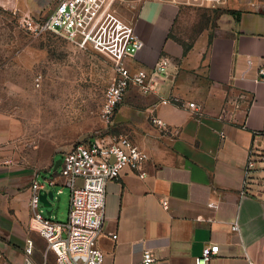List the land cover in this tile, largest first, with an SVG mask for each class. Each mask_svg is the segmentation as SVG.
<instances>
[{
	"label": "crops",
	"instance_id": "crops-1",
	"mask_svg": "<svg viewBox=\"0 0 264 264\" xmlns=\"http://www.w3.org/2000/svg\"><path fill=\"white\" fill-rule=\"evenodd\" d=\"M57 2L0 0V8L39 16ZM221 6L227 12L216 26L189 41L173 35L178 0H143L130 17L145 43L133 64L151 68L166 58L169 66L160 93L132 89L113 120L147 159L144 177L125 168L107 184L98 239L104 264H197L195 258L212 243L220 250L208 264H264V202L241 193L249 147L264 138V78L258 73L264 68V0H222ZM172 96L184 104L161 103ZM188 102L200 104L202 113ZM152 115L165 125L153 124ZM28 135L23 119L0 99V248L16 264L18 251L24 253L33 239L25 240V233L35 231L32 184L63 193L55 172L64 153L50 162L42 150L47 138ZM45 173L49 178L40 182ZM69 211L70 201L66 220ZM14 226L21 241L11 236ZM145 250L155 261L144 263Z\"/></svg>",
	"mask_w": 264,
	"mask_h": 264
},
{
	"label": "built area",
	"instance_id": "built-area-1",
	"mask_svg": "<svg viewBox=\"0 0 264 264\" xmlns=\"http://www.w3.org/2000/svg\"><path fill=\"white\" fill-rule=\"evenodd\" d=\"M19 24L28 34L62 35L78 48L91 49L112 61L116 79L106 90L102 105V117L107 123L113 121L119 105L132 89L145 96L160 93L169 60L162 58L151 68L133 64L145 43L133 24L113 8L112 0H58L48 14L22 15ZM258 73L264 78V68ZM161 103L184 104L177 96L162 98ZM188 108L199 114L203 109L196 102H188ZM151 121L157 126L165 125L157 115H152ZM61 159L55 174L61 180V187L70 189L68 219L59 222L42 214L39 190L44 187L35 181L30 201L33 228L46 240L48 250L55 253L56 264H104L105 252L99 247L98 239L106 218L107 184L119 179L125 168L137 170L144 177L142 165L147 156L128 135L120 134L99 135L79 142L64 152ZM49 182L54 184V178ZM61 187L58 193H62ZM241 193L264 202V138L249 147ZM164 205L168 208L167 202ZM232 229H239L237 223ZM112 238L117 239L118 233ZM219 250L217 243L205 245L201 255L195 258L196 263L208 264ZM34 251L35 242L28 239L24 264H39L33 258ZM153 261V254L145 250L144 263ZM0 264L16 263L0 248Z\"/></svg>",
	"mask_w": 264,
	"mask_h": 264
},
{
	"label": "rangeland",
	"instance_id": "rangeland-1",
	"mask_svg": "<svg viewBox=\"0 0 264 264\" xmlns=\"http://www.w3.org/2000/svg\"><path fill=\"white\" fill-rule=\"evenodd\" d=\"M142 2L112 0V6L129 21ZM179 3L173 35L185 41L205 27L214 28L219 17L226 13L217 0H179ZM21 16L0 8V75L7 78L0 99L23 119L28 138H47L42 144L47 160L51 162L55 154L91 137L125 134L116 123H107L102 117L105 92L116 79L112 61L91 49L78 48L62 35L28 34L19 24ZM57 158H61L60 154ZM44 177L49 175L40 176V182H44ZM69 194L70 189L64 186L63 193L56 194L51 206L41 203L39 210L54 219L66 220ZM11 236L16 241L23 239L16 226ZM26 237L35 241L33 258L37 263L56 264V255L48 250L44 238L33 230L25 233V240ZM17 257V264H24V253L18 251Z\"/></svg>",
	"mask_w": 264,
	"mask_h": 264
},
{
	"label": "water",
	"instance_id": "water-1",
	"mask_svg": "<svg viewBox=\"0 0 264 264\" xmlns=\"http://www.w3.org/2000/svg\"><path fill=\"white\" fill-rule=\"evenodd\" d=\"M61 161L62 159L58 160V166L61 164ZM55 196H56V191L54 189H50V190L40 189L39 190L40 203H42L45 206H51V201L55 198Z\"/></svg>",
	"mask_w": 264,
	"mask_h": 264
},
{
	"label": "trees",
	"instance_id": "trees-1",
	"mask_svg": "<svg viewBox=\"0 0 264 264\" xmlns=\"http://www.w3.org/2000/svg\"><path fill=\"white\" fill-rule=\"evenodd\" d=\"M225 12H227V11H225ZM185 52H186V49H185Z\"/></svg>",
	"mask_w": 264,
	"mask_h": 264
}]
</instances>
